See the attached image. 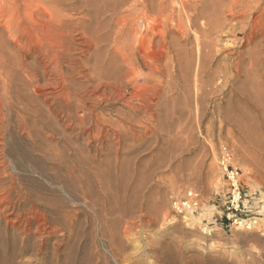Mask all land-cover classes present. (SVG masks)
Masks as SVG:
<instances>
[{"label":"rangeland","instance_id":"1","mask_svg":"<svg viewBox=\"0 0 264 264\" xmlns=\"http://www.w3.org/2000/svg\"><path fill=\"white\" fill-rule=\"evenodd\" d=\"M135 1L0 0V264H264V0Z\"/></svg>","mask_w":264,"mask_h":264},{"label":"bare ground","instance_id":"2","mask_svg":"<svg viewBox=\"0 0 264 264\" xmlns=\"http://www.w3.org/2000/svg\"><path fill=\"white\" fill-rule=\"evenodd\" d=\"M40 1V0H39ZM44 1V0H43ZM46 1V0H45ZM65 1V0H64ZM135 1V0H134ZM138 1H140V0H138ZM159 1H161V0H158V2ZM175 1V0H174ZM180 1H182L183 2V0H180ZM187 2H184V3H182V5H183V7L184 8H186V9H192L193 10V5L191 4V2H188L189 0H186ZM198 1V0H197ZM73 2V1H72ZM135 2H137V1H135ZM147 2V1H146ZM163 2H165V1H163ZM162 2V3H163ZM200 2H201V0H200ZM210 2V0L208 1V3ZM247 2H249V1H247ZM47 2H45V4H46ZM51 3H52V1H51ZM140 3L141 2H139L138 4L140 5ZM193 3H195V2H193ZM207 3V4H208ZM215 3V2H214ZM48 4H49V2H48ZM53 4L55 5V6H51L52 8H53V11H54V14H53V18L55 19V20H57V21H61L64 17H66V14L64 13L66 10L64 9V8H62L61 7V4H60V2L58 3L57 2V0L55 1V0H53ZM135 4V3H134ZM137 4V3H136ZM204 4H206V3H204ZM211 4V3H210ZM210 4H209V6H210ZM240 4V3H239ZM245 4L246 3H242L241 5V8H245ZM47 5V4H46ZM147 5H149V3H147ZM151 5V4H150ZM150 5H149V8H150ZM156 5V4H155ZM154 5V6H155ZM163 5V4H162ZM162 5H161V7H162ZM194 5H196V4H194ZM198 5H199V1H198ZM201 5V4H200ZM135 6V5H134ZM133 6V8H135ZM143 6V5H142ZM158 6H159V4H158ZM213 6H215V4L213 5ZM237 6V5H236ZM49 7V6H48ZM147 8L146 9H148V6H146ZM160 7V6H159ZM195 7V6H194ZM199 7V6H198ZM197 7V8H198ZM202 7H203V4H202ZM211 7V6H210ZM130 8V7H129ZM128 8V9H129ZM144 8V7H143ZM153 8V7H152ZM155 8V7H154ZM153 8V9H154ZM157 8V11H158V7H156ZM156 8H155V10H156ZM204 8V7H203ZM203 8H201L200 7V10L201 9H203ZM207 8V7H206ZM214 8H216L217 9V7H214ZM224 8V7H223ZM257 8V7H256ZM142 9V8H141ZM145 9V8H144ZM152 9V10H153ZM185 9V11H187ZM211 9H213V8H211ZM226 9V8H225ZM52 10V9H51ZM130 10V9H129ZM134 10H136V9H134ZM140 10V9H139ZM139 10H137V12H139ZM143 10V9H142ZM150 10H151V8H150ZM191 10V11H192ZM203 10H205V9H203ZM206 10H208L209 11V9H206ZM245 10V9H244ZM88 11H90V10H88ZM87 11V12H88ZM92 11V10H91ZM132 11H133V9H132ZM145 11V10H144ZM143 11V13H145ZM148 11V10H147ZM156 11V12H157ZM190 10H188V12H189ZM196 11H199V9L198 10H196ZM135 12V11H134ZM133 12V13H134ZM149 12V11H148ZM168 12V11H167ZM203 12V11H202ZM216 12V11H215ZM130 13V12H129ZM132 13V12H131ZM133 13H132V15H133ZM150 13V12H149ZM194 13V12H193ZM196 13V12H195ZM198 13H200V15H201V11H199ZM205 13H206V11H205ZM209 12H207L206 14H208ZM210 13H212V12H210ZM89 14V13H88ZM138 14H140V13H138ZM151 14V13H150ZM149 14V15H150ZM205 14V15H206ZM215 14H217V13H215ZM215 14H213L214 16H215ZM219 14V13H218ZM136 15V14H135ZM147 15V14H146ZM146 15H145V17H146ZM90 16V15H89ZM126 17H127V15H125ZM137 16V15H136ZM140 16V15H139ZM138 16V17H139ZM142 16H143V14H142ZM141 16V17H142ZM195 16H196V14H195ZM51 17V18H52ZM131 17V16H130ZM144 17V16H143ZM149 17H151V16H149ZM199 17V16H198ZM202 17V16H201ZM208 17V16H207ZM206 17V18H207ZM210 17H211V15H210ZM217 17V16H216ZM129 18V17H128ZM140 18V17H139ZM197 18V17H196ZM212 18V17H211ZM210 18V19H211ZM125 19V18H124ZM130 19V18H129ZM137 19V18H136ZM151 19V18H150ZM149 19V20H150ZM201 19V18H200ZM199 18L198 19H196L197 20V22H199L198 20H200ZM203 19H204V17L201 19L202 21H203ZM210 19H207V21L208 20H210ZM53 20V19H52ZM133 20H135V18L133 19ZM133 20H132V22H133ZM138 20V19H137ZM146 20H148L147 18H146ZM196 20H194L195 21V23H197L196 22ZM206 20V19H205ZM204 20V21H205ZM128 21V20H127ZM127 21H125L126 23H127V25L128 26H131L132 24H130V23H128ZM136 21V20H135ZM158 21V20H157ZM212 21V20H211ZM214 21V20H213ZM192 22V21H191ZM206 22V21H205ZM194 23V22H193ZM194 23V25H196ZM213 23H215V22H213ZM134 24V23H133ZM206 24V23H205ZM212 24V23H211ZM210 24V22H208V26L209 25H211ZM223 24V23H222ZM222 24H217V25H215V27H213V29H212V32H213V34H220L222 31H223V29H224V24L222 25ZM127 26V27H128ZM170 26V25H169ZM125 27V26H124ZM126 27V28H127ZM140 27V26H139ZM142 27V26H141ZM150 27H152V26H150ZM196 27H199L200 28V26H196ZM210 28L212 27V26H209ZM208 27V28H209ZM146 28V27H145ZM198 28V29H199ZM206 28V27H205ZM148 29V28H147ZM153 29V28H152ZM155 29V28H154ZM153 29V30H154ZM132 30V29H131ZM134 31H135V29H133ZM139 30V29H138ZM137 30V31H138ZM151 30V29H150ZM149 30V31H150ZM201 30V28L199 29V31ZM203 30V29H202ZM206 30V29H205ZM204 30V31H205ZM122 31H124V30H122ZM198 31V32H199ZM154 32H155V30H154ZM208 31H206V33H207ZM210 33H212L211 32V30L209 31ZM131 33V32H130ZM209 33V34H210ZM200 34V33H199ZM203 34V33H202ZM120 35V34H119ZM128 35V34H127ZM154 35V34H153ZM204 35V34H203ZM254 35V34H253ZM121 36V35H120ZM122 36H123V34H122ZM121 36V37H122ZM130 36H132V35H130ZM205 36V35H204ZM215 36H217V35H215ZM121 37H120V39H121ZM138 37V36H137ZM157 37V36H156ZM206 37H207V35H206ZM209 37H210V35H209ZM201 38H202V36H201ZM95 39V38H94ZM105 39V38H104ZM137 39V38H136ZM156 39V38H155ZM123 40H126L125 39V37H123ZM128 40H131L130 38H129V36H128ZM135 40V39H134ZM197 40H199V37L197 38ZM107 41V39L104 41V43ZM136 41V40H135ZM103 42V41H102ZM126 42V41H125ZM130 43H131V41H129ZM248 42V41H247ZM122 43V42H121ZM127 43V42H126ZM199 43V42H198ZM200 43H201V41H200ZM211 43V42H210ZM102 45V44H101ZM97 46V45H96ZM202 46V45H201ZM261 46V45H260ZM100 47V46H99ZM198 47H199V55H200V61H199V64L201 63V50H200V44L198 45ZM101 48V47H100ZM99 48V49H100ZM262 48V47H261ZM98 56V55H97ZM217 57V56H216ZM256 57V56H255ZM261 59V58H260ZM191 63V62H190ZM203 63V62H202ZM124 64V63H123ZM193 64V63H192ZM198 64V63H197ZM104 67V66H103ZM198 68H199V65H198ZM110 69H111V65H110ZM113 72V70H110V71H108L107 73H105V74H103V76H102V78H104V79H106L107 80V83H100V85L98 86L99 88H100V86L101 85H103V84H106L107 85V89H111L110 91H109V93H113V91H115L114 89H115V87L117 86V83H113V82H109L108 81V79H110V74ZM128 75V74H127ZM262 75V74H261ZM121 79V78H120ZM156 79V78H155ZM101 80H103V79H101ZM102 87V86H101ZM114 88V89H113ZM259 88H261V87H259ZM264 89V88H263ZM91 91V90H90ZM175 91V90H174ZM261 91V90H260ZM106 93H108V91L106 92ZM257 93V92H256ZM91 95V94H90ZM110 97V96H109ZM112 97V96H111ZM252 103H253V105H254V107H255V110H256V112H257V114L255 113V115H257L256 116V119L254 120V121H256V135H257V137L259 138V139H264V95H262V93H259L257 96H254L253 98H252ZM221 115V114H220ZM229 117V116H228ZM227 118V117H226ZM226 118H225V120H226ZM231 121V120H230ZM238 123V122H237ZM138 125V124H137ZM241 129V128H240ZM113 132V131H112ZM101 135V134H100ZM121 137V136H120ZM14 179V178H13ZM11 195V194H10ZM235 196H236V199H238V194L236 193L235 194ZM13 202V201H12ZM21 209V208H20ZM18 211V210H17Z\"/></svg>","mask_w":264,"mask_h":264},{"label":"built area","instance_id":"3","mask_svg":"<svg viewBox=\"0 0 264 264\" xmlns=\"http://www.w3.org/2000/svg\"><path fill=\"white\" fill-rule=\"evenodd\" d=\"M221 165L232 187V200L229 202L230 206L228 210H231L232 213H238L239 211H241V198H242L237 180L239 173L237 170H234L229 165L228 153H224L222 157ZM236 193L238 194V199H236L235 196ZM199 206H200V197L199 194L195 191H188L185 194V197L182 198V200L176 201L174 203V209L176 213L179 215H185L187 212H194L199 209Z\"/></svg>","mask_w":264,"mask_h":264}]
</instances>
